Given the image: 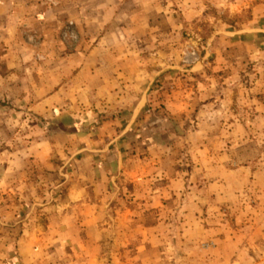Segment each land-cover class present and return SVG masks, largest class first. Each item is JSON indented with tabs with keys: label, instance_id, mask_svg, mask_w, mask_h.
I'll return each mask as SVG.
<instances>
[{
	"label": "crops",
	"instance_id": "0c3cea01",
	"mask_svg": "<svg viewBox=\"0 0 264 264\" xmlns=\"http://www.w3.org/2000/svg\"><path fill=\"white\" fill-rule=\"evenodd\" d=\"M172 1L0 0V264H264V207L235 205L237 155L205 135L227 96Z\"/></svg>",
	"mask_w": 264,
	"mask_h": 264
},
{
	"label": "rangeland",
	"instance_id": "374dc122",
	"mask_svg": "<svg viewBox=\"0 0 264 264\" xmlns=\"http://www.w3.org/2000/svg\"><path fill=\"white\" fill-rule=\"evenodd\" d=\"M201 3L203 12L198 16L193 8L197 0L167 2L171 8L189 13L183 18L186 27L178 37V42L185 45L182 56L190 61L199 57L207 60L212 65L206 68L207 74L218 77L213 88L227 96L217 102L220 109L210 113L207 109L202 111L217 125L214 130L205 132L208 137H214L209 151L224 153L230 149L237 155L239 174L234 183L238 200L235 205L258 209L264 207V0H206ZM71 34L69 29L70 37ZM202 112L198 111L197 116ZM34 132L30 131V136H34ZM199 146L191 145L186 149L187 160L191 161ZM18 148L22 146H13L14 150ZM249 166L255 172L251 179L245 176ZM257 194L261 198H257ZM203 208L197 213L207 218L210 212ZM260 212L259 216L264 217V209ZM175 213L170 212V215H182L180 211ZM223 214L227 218L235 217L228 208Z\"/></svg>",
	"mask_w": 264,
	"mask_h": 264
},
{
	"label": "trees",
	"instance_id": "16d2710c",
	"mask_svg": "<svg viewBox=\"0 0 264 264\" xmlns=\"http://www.w3.org/2000/svg\"><path fill=\"white\" fill-rule=\"evenodd\" d=\"M66 118V120H68V121H70L71 119V117L70 116H68V117H65ZM71 123V122H70ZM84 126V125H83ZM65 131H67V132H78L79 134H86L87 132H89V130L90 129H88V127L86 126V127H82V128H80V129H64Z\"/></svg>",
	"mask_w": 264,
	"mask_h": 264
}]
</instances>
